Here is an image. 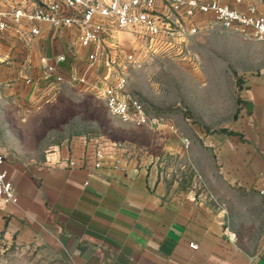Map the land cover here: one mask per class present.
Instances as JSON below:
<instances>
[{
  "label": "rangeland",
  "instance_id": "rangeland-1",
  "mask_svg": "<svg viewBox=\"0 0 264 264\" xmlns=\"http://www.w3.org/2000/svg\"><path fill=\"white\" fill-rule=\"evenodd\" d=\"M136 50V63L123 70L125 88L156 119L150 125L110 115L103 99L77 80L50 81L29 90L14 85L8 65H2L0 142L5 164L26 176L29 168L47 167L49 150L74 137L79 143L78 137L85 135L92 140L85 153L113 147L116 164L156 175L176 201L219 223L223 240L251 254L264 233V196L235 180L234 168L223 164L209 139L233 134L226 128L237 119L239 105L246 108L238 101L240 91L247 78L264 71V41H249L209 23L187 39L181 53ZM80 154L75 147V157ZM17 221L16 233L10 230L11 214L6 212L0 221V264H68L32 237L23 219Z\"/></svg>",
  "mask_w": 264,
  "mask_h": 264
},
{
  "label": "crops",
  "instance_id": "crops-1",
  "mask_svg": "<svg viewBox=\"0 0 264 264\" xmlns=\"http://www.w3.org/2000/svg\"><path fill=\"white\" fill-rule=\"evenodd\" d=\"M19 2L24 0H0V9ZM33 25L40 34L30 42L16 40L11 31L0 34V68L8 65L14 85L29 90L50 83L43 63L63 52L64 41H74L69 29ZM75 51V59L56 65L65 74L79 75L86 66V49L75 43ZM240 96L251 103L250 112L239 105L237 119L226 128L233 134H215L209 141L223 164L234 168L235 180L264 196V71L246 79ZM4 168L18 200L0 205V221L11 214L10 230L16 233L23 219L32 237L68 264H264V233L251 254L237 250L223 240L219 223L176 201L144 168L106 164L90 173L81 167H33L26 176L13 164Z\"/></svg>",
  "mask_w": 264,
  "mask_h": 264
},
{
  "label": "built area",
  "instance_id": "built-area-1",
  "mask_svg": "<svg viewBox=\"0 0 264 264\" xmlns=\"http://www.w3.org/2000/svg\"><path fill=\"white\" fill-rule=\"evenodd\" d=\"M261 5L264 0H24L0 9V34L11 31L16 40L30 42L40 34L33 25L36 22L57 31H73L74 41H64L63 52L52 63H43L45 77L56 83L77 80L103 99L110 115L125 122L150 125L156 119H150L141 101L125 88L123 70L136 63V49L181 53L187 39L209 23L249 41H264ZM121 31L124 37L119 35ZM75 43L86 49V66L79 75L65 74L56 65L75 59ZM135 44L138 48H134ZM78 140L80 144L74 137L49 150L44 165L72 169L80 163L79 167L92 173L106 164H116L113 147L98 146L93 154H88L85 146L91 138L87 140L84 135ZM75 147L81 148L77 157ZM5 161L0 142V203L16 204L17 194L4 168ZM188 246L197 248L193 242Z\"/></svg>",
  "mask_w": 264,
  "mask_h": 264
},
{
  "label": "trees",
  "instance_id": "trees-1",
  "mask_svg": "<svg viewBox=\"0 0 264 264\" xmlns=\"http://www.w3.org/2000/svg\"><path fill=\"white\" fill-rule=\"evenodd\" d=\"M238 101L241 102L243 105L245 104L246 105V108H247V111L250 112V110H251V103L246 102V101H242L241 99H238ZM228 133L232 134L231 131H229Z\"/></svg>",
  "mask_w": 264,
  "mask_h": 264
}]
</instances>
